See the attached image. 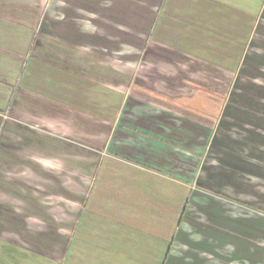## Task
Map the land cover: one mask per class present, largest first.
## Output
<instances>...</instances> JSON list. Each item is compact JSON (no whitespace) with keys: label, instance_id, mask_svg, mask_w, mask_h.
Instances as JSON below:
<instances>
[{"label":"crops","instance_id":"0c3cea01","mask_svg":"<svg viewBox=\"0 0 264 264\" xmlns=\"http://www.w3.org/2000/svg\"><path fill=\"white\" fill-rule=\"evenodd\" d=\"M261 212L264 0H0V264H231Z\"/></svg>","mask_w":264,"mask_h":264},{"label":"rangeland","instance_id":"374dc122","mask_svg":"<svg viewBox=\"0 0 264 264\" xmlns=\"http://www.w3.org/2000/svg\"><path fill=\"white\" fill-rule=\"evenodd\" d=\"M256 20V14L255 12L252 13V16L248 17L246 16L245 19V31H244V35H245V40H248V36L251 33V29L252 26L254 24ZM190 194V190L186 193L187 199L188 196ZM182 212H183V207H182ZM247 213V212H246ZM244 212V214H246ZM262 214H260L261 217L264 218V212H261ZM250 215V214H249ZM251 216H259V214H251ZM234 227L235 225H241V224H235L233 223ZM252 225V223H251ZM251 225L249 224H245V225H241L245 227V232L247 233L248 228L251 227ZM168 228L166 227L165 229V235L168 234ZM246 235V234H245ZM245 244L251 245V248L253 249V251H247L246 253H244V257L238 260H234L233 262H231V264H264V225L261 226L260 229L255 230L253 233L251 232L248 236L246 235V238L244 239ZM229 248H233L232 245H229ZM234 257V256H233ZM231 257V258H233ZM215 264H221L220 262H218L217 260H214Z\"/></svg>","mask_w":264,"mask_h":264}]
</instances>
